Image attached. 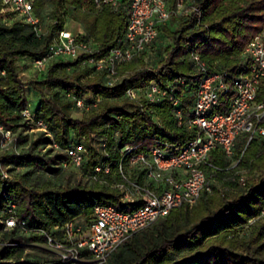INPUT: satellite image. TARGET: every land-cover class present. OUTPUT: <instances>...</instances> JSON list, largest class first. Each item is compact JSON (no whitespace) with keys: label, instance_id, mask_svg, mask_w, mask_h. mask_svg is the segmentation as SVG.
Listing matches in <instances>:
<instances>
[{"label":"trees","instance_id":"trees-1","mask_svg":"<svg viewBox=\"0 0 264 264\" xmlns=\"http://www.w3.org/2000/svg\"><path fill=\"white\" fill-rule=\"evenodd\" d=\"M47 1L31 0L38 18ZM175 1L165 0L168 20L157 26V36L143 52L118 66L115 82L108 85L106 72L82 64L81 58L51 60L37 70L36 78L23 81L16 58L29 57L32 62L44 56L54 33L64 28V16L82 24L83 37L98 45L99 54L107 52L123 38L129 0H120L116 7H96L92 0H53L52 21L40 35L15 11L2 13L0 0V125L11 132L8 147L0 148V169H25L11 178L0 171V264H61L39 231L52 234L67 221H88L96 205L130 211L140 204L123 200L116 186L124 182L120 163L131 182L152 186L142 170L122 160L123 149L131 147V154L147 152L162 141L177 150L195 136L197 128L188 124L199 76L193 54L199 55L209 72L227 71L231 77L248 72L244 49L254 36H264V0H181L188 8L182 14H175ZM9 11L17 19L5 24L2 19L11 20ZM84 72L95 77L82 80ZM151 82L169 96L150 103L126 95L127 89L144 90ZM28 86L39 96L31 112L33 120L45 126L36 139H29L26 131L33 123L22 114L28 108ZM67 94L83 99L88 106L82 108L85 116L70 115V106L79 108ZM230 95L221 97L215 111L227 110ZM169 97L180 102L181 124ZM256 102L264 103V77ZM2 135L0 131V140ZM95 137L102 141L101 151L93 145ZM78 144L85 152L81 175L74 182L67 179L55 188L28 183L32 172L58 174L71 163L66 149ZM209 161L224 172L237 161L235 167L246 169L250 176L240 183L239 175L233 174L235 178L227 180L231 194L221 193L212 182L210 191H201L194 204L174 208L130 236L105 264H264V137L256 136L246 144L239 135L231 157L215 149ZM235 167L229 172H235ZM221 170L214 176H222ZM8 216L25 221L26 231L6 228ZM244 227L250 230L240 236Z\"/></svg>","mask_w":264,"mask_h":264},{"label":"built area","instance_id":"built-area-1","mask_svg":"<svg viewBox=\"0 0 264 264\" xmlns=\"http://www.w3.org/2000/svg\"><path fill=\"white\" fill-rule=\"evenodd\" d=\"M120 0H92L96 7L108 5L116 7ZM126 29L121 42L107 52L99 54L96 43L87 40L83 34H73L68 29L57 30L44 56L35 58L32 66L43 69L49 61L56 58H81L95 71L106 72V82L112 85L116 80L118 66L143 52L157 36V26L168 20L170 10L165 0H129ZM1 12L15 11L21 19L36 31L39 18L33 12L31 0H1ZM181 0L177 1L180 6ZM187 9L185 10V12ZM248 58L249 70L231 77L227 71L209 72L198 54L192 55L194 70L199 75L193 93V104L188 119L189 126L197 128L195 136L182 144L177 150L169 143L157 141L147 152L131 154L132 148L125 147L122 160L137 166L143 171L145 179L152 186L133 183L119 171L124 182L116 186L123 192V200L140 201L130 211H120L110 205H96L88 221L70 220L55 232L45 233V246L54 252L61 264H105L108 257L130 236L150 226L160 218L166 217L174 208L183 204H194L201 191H210L214 174L221 169L209 161V154L220 149L227 157L233 154L235 140L239 135L246 138V144L256 136L264 137V103L256 102L260 80L264 77V36H254L244 49ZM231 93L226 111H215L221 105V97ZM126 95L140 102L144 99L156 103L169 96L166 90L151 82L144 90L130 88ZM75 106H85L82 98L67 94ZM176 107L174 116L179 124L183 121L179 100L169 97ZM34 126L45 130L41 121H34L28 108L22 111ZM3 133L0 148L5 149L11 140V132L0 125ZM81 144L66 149L69 161L80 165L84 157ZM237 161L230 165L235 167ZM66 165V164H65ZM230 168H227L229 170ZM100 168H96L99 170ZM109 170L105 167V172ZM226 170V171H227ZM222 171V170H221ZM7 177L6 172L1 173ZM235 178L234 176L231 178ZM238 181L244 183V177ZM131 186L128 187V184ZM261 214H264V207ZM18 226L26 231L25 221H17L13 216L5 219V227Z\"/></svg>","mask_w":264,"mask_h":264},{"label":"rangeland","instance_id":"rangeland-1","mask_svg":"<svg viewBox=\"0 0 264 264\" xmlns=\"http://www.w3.org/2000/svg\"><path fill=\"white\" fill-rule=\"evenodd\" d=\"M53 0H48L45 7L39 10V26L35 33L40 35L41 33H45L47 31L48 25L51 23V9L53 7L52 2ZM181 5H177V0L175 1V14H182L185 13V10L188 9L187 6L184 4L183 1L180 3ZM7 17H11V20H4L2 22L5 24L11 23L12 20L17 19V15L12 13L11 11L7 12ZM64 28L71 31L73 34L83 33L84 29L80 22L75 21L71 16H64ZM160 42H163L162 40ZM58 59V58H56ZM52 59V60H56ZM65 59V58H64ZM17 65L19 69V76L23 81H27L29 79L36 78L40 72H38L33 66L31 59L29 57H17ZM149 61V60H148ZM70 72L72 70H69ZM95 77L94 74L89 72H84L83 76L81 77L82 80L88 79L92 80ZM27 91V99H28V109L30 112H33L37 106L39 96L38 94L28 86L26 88ZM69 112L72 117H83L86 115L85 110L76 109L72 106L69 107ZM44 130L40 127L32 125L30 129L26 131L29 135V139H36L39 137ZM101 139L99 137H95L93 140V145L98 151H101ZM6 149V148H5ZM43 151V150H42ZM234 163V161H233ZM235 172H227L222 171L221 174L215 176L212 182L217 185L221 191V193L231 194L233 192L232 187L228 185L227 180L233 177V174H238L239 176H243L246 179L250 174L247 172L246 169L235 167ZM1 173L6 172L7 178H11L13 175H19L25 171L24 168H16L11 172L5 171V169H0ZM81 175V167L80 165H74L73 163H68L66 166H62L60 172L56 175H51L42 171L32 172L28 175V183L36 184L38 187L46 186L47 188H55L57 185L64 184L65 181L68 179L70 183L74 182L79 176ZM242 185V184H240ZM250 228L244 227L240 229L239 235H245L249 232Z\"/></svg>","mask_w":264,"mask_h":264},{"label":"crops","instance_id":"crops-1","mask_svg":"<svg viewBox=\"0 0 264 264\" xmlns=\"http://www.w3.org/2000/svg\"><path fill=\"white\" fill-rule=\"evenodd\" d=\"M78 34H83V33H78Z\"/></svg>","mask_w":264,"mask_h":264}]
</instances>
